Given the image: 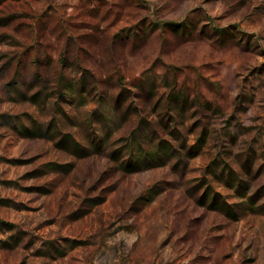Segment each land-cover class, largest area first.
Wrapping results in <instances>:
<instances>
[{
  "label": "rangeland",
  "instance_id": "1",
  "mask_svg": "<svg viewBox=\"0 0 264 264\" xmlns=\"http://www.w3.org/2000/svg\"><path fill=\"white\" fill-rule=\"evenodd\" d=\"M0 264H264V0H0Z\"/></svg>",
  "mask_w": 264,
  "mask_h": 264
},
{
  "label": "trees",
  "instance_id": "2",
  "mask_svg": "<svg viewBox=\"0 0 264 264\" xmlns=\"http://www.w3.org/2000/svg\"><path fill=\"white\" fill-rule=\"evenodd\" d=\"M66 134L67 135L62 138L63 140H70L71 145H76L82 149H85L84 146H82L81 143L78 142L72 134ZM205 134L206 130H202L196 137L195 142L189 146V150L194 149V151H196L198 147L204 142ZM132 136L133 135H129L123 138L125 139V144L123 147L128 149L130 152H134V154L136 155L133 160L130 159L126 164L128 169L139 168L147 165L164 164L166 161L172 159V157L178 151L177 146L174 145L168 138L163 137L159 138L158 140H149L147 134H145V137L143 138L141 136H138V139H136V136ZM63 147L69 148L70 145L66 144ZM214 194L215 195H213L211 198L210 206L218 207L216 204L218 203V199L216 198L218 194ZM209 195L210 194L208 192L205 201L208 199ZM223 211L226 213H231V211L227 210L226 208L223 209Z\"/></svg>",
  "mask_w": 264,
  "mask_h": 264
}]
</instances>
